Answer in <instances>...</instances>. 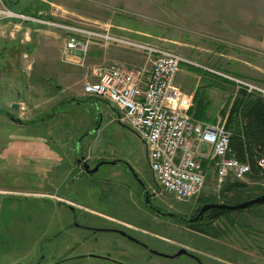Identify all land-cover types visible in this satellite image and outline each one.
Wrapping results in <instances>:
<instances>
[{"label":"rangeland","instance_id":"374dc122","mask_svg":"<svg viewBox=\"0 0 264 264\" xmlns=\"http://www.w3.org/2000/svg\"><path fill=\"white\" fill-rule=\"evenodd\" d=\"M4 8L1 10L10 12V106L9 118L0 116V264L34 260L37 229L57 224L51 203L38 199V195L54 200L63 198L59 191H68L67 200L75 203L87 202L93 195L97 201L98 195H104L106 210L112 212L106 211L107 217L119 212L113 206H121L124 213L130 196L127 185L138 189L131 175L122 164H103L97 172L77 177V142L91 164L99 158L128 159L143 183L156 193L155 203L163 210L188 215L196 209L202 193L218 192L210 178L198 196L185 201L157 191L142 140L121 121L112 104L90 98L82 91L84 80L92 79L100 68L113 63L126 67L122 59L114 58L118 57L115 53L103 56L106 49L126 51L125 55L133 58L126 62L134 69L150 66L145 56L137 49L100 45L96 41L88 47H92L94 59L88 57L90 50L80 61L67 59L63 48L68 33L62 25L109 31L177 52L194 63L181 64L177 78L194 73L193 83L200 75L204 87L209 78H203L201 71H209L235 83L221 81L225 89H213V100L224 102L239 89L233 79L264 88V0H8ZM5 71L4 65V74ZM190 82L188 79L185 85L188 91L193 90ZM12 103H17L18 108H12ZM235 181L246 183L241 191L243 197L258 191L256 186L264 191V178H228L225 183ZM137 203L140 224L144 209ZM256 205L233 210L227 217L233 222L257 221L256 225L264 228L260 224L263 218L257 219L258 213L264 214V203ZM223 217L214 225L226 229L228 219ZM101 220L106 226L112 223L108 218ZM151 232L148 242L152 248L167 254L178 249L182 241L194 239L190 226L169 217L153 218ZM100 237L106 239V249L115 246L116 237L123 246L136 249L132 264H196L186 256L149 254L112 232H103ZM65 264L108 263L83 258Z\"/></svg>","mask_w":264,"mask_h":264},{"label":"built area","instance_id":"2783aa9c","mask_svg":"<svg viewBox=\"0 0 264 264\" xmlns=\"http://www.w3.org/2000/svg\"><path fill=\"white\" fill-rule=\"evenodd\" d=\"M0 11L10 16L8 10ZM62 27L68 33L63 48L67 59H85L89 45L96 41L100 45L137 49L145 56L148 68L113 63L100 68L92 79H85L82 91L112 104L121 121L142 140L157 191L185 201L198 196L208 178L213 179L219 191L228 178L248 177L251 165L232 154V133L225 128V121L211 123L188 113L193 95L175 83V74L182 63L191 61L172 50L109 31ZM233 80L247 93L264 97L263 87ZM257 164L264 170V157H258Z\"/></svg>","mask_w":264,"mask_h":264},{"label":"flooded vegetation","instance_id":"af4514ba","mask_svg":"<svg viewBox=\"0 0 264 264\" xmlns=\"http://www.w3.org/2000/svg\"><path fill=\"white\" fill-rule=\"evenodd\" d=\"M84 136H86L85 133L80 139L82 140ZM75 151L79 155L75 159L76 165L78 166L77 177L84 173L93 174L82 168L84 161L89 162L82 153L79 142L75 146ZM103 159L106 158H99L93 164L89 163L90 167H93ZM115 159L126 160L132 165L128 159L123 157ZM118 164H122L138 186L137 189L132 185H127L129 186L128 194L130 196L128 201L125 202L124 213L120 211L121 206H113L119 212L114 213V217H107L105 212L107 211L110 214L112 212L106 210V199L104 195H98L97 201L93 195L91 200L87 202L79 201L78 203L67 200L70 197L68 191H59L58 193L63 198L57 197L54 200H47L45 197L42 198L41 195H38V199L40 198L43 201L46 200L45 202L49 201L51 203L57 224L52 226L50 224L46 226L41 225V228L37 229L39 231L38 234H34V238L36 237L35 245H37L35 247L37 255L34 260H29V262L19 260L11 264H65L66 262L83 258L101 259L108 264H132L131 261L133 257H136L137 250L126 244L123 246V243H120L121 241H117V237L113 240L115 246L106 249V239L100 237V234L103 232L115 233L120 238L135 243L149 254H152L150 249L153 248L148 241L153 236V232H151L153 218L168 217L161 214V212H167V210H163L155 203V192L150 191L146 185L145 189L141 188L126 165L123 162H119ZM65 186L67 187V185ZM81 186L86 187L87 185ZM92 186L88 185L87 187ZM145 190H148L151 206L145 203ZM138 201L143 206V213L145 214L140 216V224L137 223V218H139L137 213ZM203 204H200L197 211H192L188 215L174 213L191 218L197 214ZM209 210L204 213L203 219L197 222H186L178 218L169 217L177 219L188 226L194 223L196 225L195 227L190 226L193 230V241H182V244L179 245V248L184 247L188 253L179 256H186L196 264H264V228L258 227L256 225L257 221L249 222L241 220L240 222H233L229 221V218L226 216L223 218L228 219L226 220L227 228L225 229L224 227V229H221L214 225V221L218 218L210 219ZM38 211L39 209L36 210V213ZM258 215L259 217L257 219L262 220L263 218L264 220V214L258 213ZM101 217H103V220L108 218L112 223L106 226V223L101 220ZM148 218L150 219L148 220ZM53 222L52 220V224H54ZM260 224L264 226V221ZM251 229H254L255 232H252ZM122 231L125 234H122ZM138 231L141 233L137 234L136 232ZM161 238L163 240L162 243H165L166 239ZM178 249L173 250V253Z\"/></svg>","mask_w":264,"mask_h":264},{"label":"trees","instance_id":"16d2710c","mask_svg":"<svg viewBox=\"0 0 264 264\" xmlns=\"http://www.w3.org/2000/svg\"><path fill=\"white\" fill-rule=\"evenodd\" d=\"M42 18L43 17H40L39 19ZM205 72L209 73L208 71ZM213 76L215 77L213 86L219 89H225L224 86L219 85L221 81L235 85L233 81L224 77H220L216 74ZM229 101L231 103L229 104V111L225 118V128L232 133L230 139L232 154L238 160L248 162L251 165L249 177H258L262 179L264 178V170L258 166L257 158L264 157V97L247 93L243 87H239L235 94L229 98ZM245 187L246 183L235 181L232 184L225 183L217 193H202L201 196H199V202L194 211L199 209L201 203L215 202L236 204L264 192L256 186V188L259 189L258 191H255L252 195L243 197L241 191L245 189ZM255 205L256 204H254V206ZM230 212H233V210L213 208L209 210V217L211 220L222 216L226 217ZM229 221L231 220L229 219ZM189 225L191 227L196 226L195 223Z\"/></svg>","mask_w":264,"mask_h":264},{"label":"crops","instance_id":"0c3cea01","mask_svg":"<svg viewBox=\"0 0 264 264\" xmlns=\"http://www.w3.org/2000/svg\"><path fill=\"white\" fill-rule=\"evenodd\" d=\"M4 5H8V0H0V10L1 9H5ZM9 23H10V19L8 15H5L4 13H2L0 11V116L3 118L4 116L6 118H9V106H10V101H9V97H8V59H10L9 56V52H10V37H9ZM90 53L89 56L90 58H93V50L92 47L89 49ZM121 50V49H120ZM119 50L116 51V48L113 49H106L103 52V56L105 54V56H110L112 55V53H115L116 56L118 57H114L115 59H122L123 61H121L122 64H124L127 68H131L130 65L127 64V60L126 59H133L131 56H127L126 51L125 52H121ZM104 58V57H103ZM184 64V63H182ZM4 65L6 68L5 74H4ZM179 70L181 71L180 67L178 69V71L175 74V83L184 91L190 92L193 95V103L192 106L190 107V109L188 110V113L191 114L193 117L197 118V119H201V120H205L211 123H216L219 120L225 121V118L228 114L229 111V104L231 103L229 100L228 101H224V102H219V100L217 99V101L213 100V89L215 90L218 89L219 91H221L222 89H219L215 86H213L214 83V74L215 73H206L205 71H201V73H203L204 77L206 79H208V82H206V84L204 85V87H202V83H201V76L199 75V77H197V80L194 81V73L192 74H184L185 77L184 78H177V74L179 73ZM209 72V71H208ZM206 74H211L210 77H208L209 75ZM190 80V83H193V87L190 86V88H192V91H188L187 88H185L186 85V81ZM200 80V81H199ZM221 85V84H219ZM222 86V85H221ZM209 88V90L206 89ZM234 95V94H233ZM231 95V96H233ZM99 103V102H98ZM99 105V104H96Z\"/></svg>","mask_w":264,"mask_h":264},{"label":"water","instance_id":"95a60500","mask_svg":"<svg viewBox=\"0 0 264 264\" xmlns=\"http://www.w3.org/2000/svg\"><path fill=\"white\" fill-rule=\"evenodd\" d=\"M11 107L14 109L18 108V104L17 103H12ZM14 122L20 123V120L17 118L12 117L11 118ZM119 162H123L126 167L128 168V170L130 171V173L132 174L133 178L135 179V181L138 183V185L145 189V184L143 183V181L141 180V178L139 177L138 172L135 170V168L126 160L123 159H103L100 160L99 162H97L93 167H90V164L87 163L86 161L83 162L82 164V168L89 172V173H94L96 172L99 167L103 164H111V165H115L118 164ZM145 203L150 205V199L148 196V190H145ZM264 203V193L257 195L255 197H252L250 199L244 200L242 202L236 203V204H227V203H204L201 207L200 210L197 212V214L191 218H186L183 217L182 215L176 214L174 212H161V214L163 216H168V217H174V218H178L182 221H186V222H197L199 220H202L204 217V213L212 208H218V209H224V210H238V209H242V208H246L248 206L254 205V204H263ZM151 206V205H150ZM159 211V210H158ZM122 234H125V232L122 231ZM150 252L152 254H156V255H160V256H165V257H169V258H175L181 254H186L188 253V251L184 248V247H180L176 252L172 253V254H167L164 252H160L156 249H150Z\"/></svg>","mask_w":264,"mask_h":264}]
</instances>
